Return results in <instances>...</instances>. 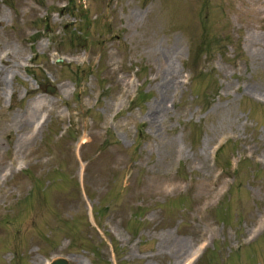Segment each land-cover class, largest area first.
I'll use <instances>...</instances> for the list:
<instances>
[{"label": "rangeland", "instance_id": "obj_1", "mask_svg": "<svg viewBox=\"0 0 264 264\" xmlns=\"http://www.w3.org/2000/svg\"><path fill=\"white\" fill-rule=\"evenodd\" d=\"M57 257L264 264V0H0V264Z\"/></svg>", "mask_w": 264, "mask_h": 264}, {"label": "water", "instance_id": "obj_2", "mask_svg": "<svg viewBox=\"0 0 264 264\" xmlns=\"http://www.w3.org/2000/svg\"><path fill=\"white\" fill-rule=\"evenodd\" d=\"M52 264H67V262L63 258H58V259L54 260Z\"/></svg>", "mask_w": 264, "mask_h": 264}, {"label": "bare ground", "instance_id": "obj_3", "mask_svg": "<svg viewBox=\"0 0 264 264\" xmlns=\"http://www.w3.org/2000/svg\"><path fill=\"white\" fill-rule=\"evenodd\" d=\"M198 260V259H197Z\"/></svg>", "mask_w": 264, "mask_h": 264}]
</instances>
